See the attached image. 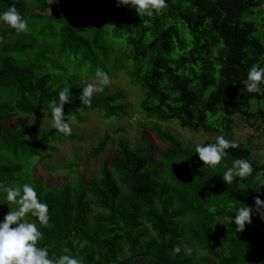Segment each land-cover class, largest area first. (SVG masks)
<instances>
[{
	"label": "trees",
	"instance_id": "obj_1",
	"mask_svg": "<svg viewBox=\"0 0 264 264\" xmlns=\"http://www.w3.org/2000/svg\"><path fill=\"white\" fill-rule=\"evenodd\" d=\"M68 1L71 9L54 0H0V12L14 4L28 21L24 32L0 21V181L32 183L47 202V226L27 217L44 234L39 245L50 256L67 249L84 264H264V219L254 210L241 232L229 222L233 207L264 199L256 179L264 180V157L258 162L251 138L227 149L216 167H202L193 149L160 125L234 140L237 116L264 124V92L244 86L249 67L264 66V0H167L151 17L117 0ZM97 67L111 78L123 71L138 88L137 115L162 149L155 151L144 132L132 142L116 137L115 153L97 172L66 175L59 184L37 179L36 166L57 151L59 135L83 137L27 119L51 120L50 101L59 102L61 88L70 86L63 110L71 122L89 110L101 111L103 120L125 112L117 103L122 90L109 85L90 106L80 102ZM108 140L104 130L90 153ZM236 157L249 159L253 173L226 184L222 173ZM77 164L75 158L62 167L71 172ZM57 167L41 166L46 174ZM4 202L0 194L3 214L11 207Z\"/></svg>",
	"mask_w": 264,
	"mask_h": 264
},
{
	"label": "clouds",
	"instance_id": "obj_2",
	"mask_svg": "<svg viewBox=\"0 0 264 264\" xmlns=\"http://www.w3.org/2000/svg\"><path fill=\"white\" fill-rule=\"evenodd\" d=\"M118 5H126L134 9L138 14L143 13L149 17L167 7V0H117ZM0 21L17 32L28 30V21L18 11L16 6L10 5L6 10L0 12ZM111 82L107 71L97 67L95 79L86 83L79 94V100L90 106L94 93L103 92L106 85ZM264 66L253 64L249 67L244 86L248 92L262 93L264 88ZM70 86L61 88L58 92L59 102L52 99L51 114L52 126L61 134L70 136L72 134L71 121L74 117H68L64 112V105L69 103ZM66 117V118H65ZM239 143L226 138L223 134L217 135L211 142L196 143L192 152L198 155L203 162L202 167H216L221 163L227 153V149H236ZM253 173L252 162L243 157H236L231 165L226 167L222 173V180L228 184L234 179H244ZM257 191L264 185V180L259 176ZM0 194L4 197V203L13 205L0 219V264H84L81 257L70 254L65 249L58 256H50L46 246H40L43 232L35 221L28 219L29 214L36 217L40 225L47 226L49 223V206L40 198L36 187L32 183L22 184L4 183L0 181ZM254 207L244 204L241 207H233L229 222L235 225L236 232L245 229L246 223H252L253 211L264 219V199L259 195L254 197ZM219 221V219H217ZM184 252L190 254L191 247L185 246ZM174 252H180L181 247L176 246Z\"/></svg>",
	"mask_w": 264,
	"mask_h": 264
},
{
	"label": "rangeland",
	"instance_id": "obj_3",
	"mask_svg": "<svg viewBox=\"0 0 264 264\" xmlns=\"http://www.w3.org/2000/svg\"><path fill=\"white\" fill-rule=\"evenodd\" d=\"M56 5L61 3L65 4L68 9L72 8L71 3L68 0H54ZM94 80L90 81L93 82ZM110 89L122 90V97L117 100L118 104L125 107V112L108 120H103L101 111L89 110L82 113V121L80 123L71 122L72 133L82 134L80 140L65 138L59 135L57 142L55 143L57 151L52 154V157L46 162H54L58 165V169L46 174L41 168L46 162L41 161L36 166L35 176L37 179L44 178L50 184H59L66 175L69 177H75L79 174L86 176V173L97 172L100 167L102 158H110L115 153V140L116 137L127 138L130 142L137 140L140 133L146 134L151 141L155 151L162 149V143L155 139L154 134L143 125L142 120L138 114V101L140 98V91L135 85L129 84V79L123 71H118L117 76L111 78L109 84ZM99 111V112H98ZM22 118V116H18ZM18 118H14L17 120ZM39 118L40 125L44 126L45 130H49L52 126V119L44 118L43 114L31 115L27 119H31L32 123L37 122ZM47 122V123H46ZM258 120H248L244 117L237 116L236 123L233 124L230 131V136L238 142H246L251 138V150L255 156L258 157V162H261L264 157V124L258 125ZM162 127H167L173 133L183 141L185 145L194 148L196 143H201L207 137H215L214 134H207L204 132H194L187 128L177 126L174 122H166L160 124ZM3 126L9 127V123H4ZM117 127L123 128V130L116 133L111 131ZM104 130H109V140L100 149L101 151L91 150L99 141V136L103 134ZM90 153V155H88ZM88 155V157H87ZM75 158L78 160V164L75 168L68 172L62 165L73 163ZM13 205H11L12 207ZM4 214L0 212V218H3Z\"/></svg>",
	"mask_w": 264,
	"mask_h": 264
}]
</instances>
